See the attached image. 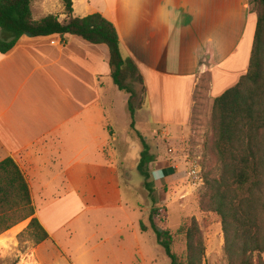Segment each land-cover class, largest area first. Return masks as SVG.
Returning <instances> with one entry per match:
<instances>
[{"label": "crops", "instance_id": "0c3cea01", "mask_svg": "<svg viewBox=\"0 0 264 264\" xmlns=\"http://www.w3.org/2000/svg\"><path fill=\"white\" fill-rule=\"evenodd\" d=\"M94 12L113 23L122 54L142 75L145 104L135 113L142 132L154 123L164 127L160 134L166 139H199L207 103L247 71L256 28L250 0H73L75 16ZM32 14L43 17L33 9ZM108 58L105 44L69 34H25L0 53V161L10 157L21 169L48 240L61 225L49 222L45 212L56 204L82 209L83 199L95 197V182L108 187L107 195L112 186V201L123 207L119 185L111 179L123 164L115 159L117 150L112 159L107 156L106 132L127 144L128 153L142 150L132 144L133 131L119 139L106 117L102 81L110 77ZM200 90L204 95L198 98Z\"/></svg>", "mask_w": 264, "mask_h": 264}, {"label": "trees", "instance_id": "16d2710c", "mask_svg": "<svg viewBox=\"0 0 264 264\" xmlns=\"http://www.w3.org/2000/svg\"><path fill=\"white\" fill-rule=\"evenodd\" d=\"M33 0H0V53L11 50L22 35H77L108 48L110 77L118 90L127 94V109L133 125L135 113L145 104L146 88L135 62L122 54L113 23L99 12L83 17L73 14V0H61L65 18L49 13L32 14ZM256 13V28L247 71L237 83L213 99L211 107L212 151L216 167L204 173L199 201L214 213L223 233L225 264H264V0H250ZM205 87V86H203ZM140 136V135H139ZM142 140L137 170L142 187L153 207L150 227L169 264H201L205 252L198 223H184L177 233L185 239L182 252L174 250L173 234L159 227L165 209L158 206L156 189L147 181V164L155 160ZM207 137L204 151L207 150ZM168 172V171H163ZM28 183L10 158L0 161V234L28 219L26 231L36 244L49 235L34 215ZM140 228L147 225L140 220Z\"/></svg>", "mask_w": 264, "mask_h": 264}, {"label": "rangeland", "instance_id": "374dc122", "mask_svg": "<svg viewBox=\"0 0 264 264\" xmlns=\"http://www.w3.org/2000/svg\"><path fill=\"white\" fill-rule=\"evenodd\" d=\"M44 2H47V6H43L41 10L40 5ZM90 2L94 3L95 0ZM32 9L38 17L53 13L61 18L63 14L61 0H34ZM252 9L254 10L253 7ZM102 82V103L117 137L125 138L133 131L134 136H130L132 144L136 142L142 149V140L135 138V135L142 136L143 133L142 137L149 146V152L155 155V160L146 166L149 175L147 181L152 182L157 191V205L165 209L163 221L158 226L175 234L174 250L182 252L185 249V239L177 230L193 219L199 225L205 246L201 264H225L222 249L224 239L222 242L219 239L221 234L223 237L219 219L199 201L204 188V173L217 165L216 156L211 150L212 105L207 103L199 118V139H166L160 134V130L164 128L161 125L150 123L142 132L135 115L133 125H130L132 119L127 109L126 94L117 89L111 77L104 78ZM202 95L204 91H198L197 97L201 98ZM128 126L130 129H127ZM152 130L157 132L152 133ZM109 134L111 135L106 132L107 138L109 137L105 147L106 154L112 159V149L117 150L118 156L115 159L123 164L111 173L113 185H119V199L123 207L120 208L112 201V186H109L111 194L108 193V198L104 192L108 187L104 189V183L95 182L91 187L95 191V197L83 199L82 206L88 207L87 209L82 210L83 207L80 209L76 204H71L73 208L66 209V204H56L45 212L49 216V222L61 225L53 240L47 239L44 243L36 244L26 231L28 219L0 234V264H169V259L162 247L156 243V234L150 227L148 217L153 205L147 197V191L142 187L143 178L137 170L138 147H133L128 153L125 146L127 144H123L121 140H112V135L110 137ZM206 137L211 138L205 152ZM169 148L174 150L169 152ZM185 150L201 156L203 183L198 184L187 177L182 154ZM100 169L101 174L105 175L107 168ZM36 206L39 209L43 205ZM115 214L123 217L116 218L113 216ZM140 220L147 225V231L141 230Z\"/></svg>", "mask_w": 264, "mask_h": 264}, {"label": "built area", "instance_id": "2783aa9c", "mask_svg": "<svg viewBox=\"0 0 264 264\" xmlns=\"http://www.w3.org/2000/svg\"><path fill=\"white\" fill-rule=\"evenodd\" d=\"M61 42L62 41H60L59 43ZM173 150V148H169V152H172ZM182 154L184 159V166L187 167V177L193 179L198 184L203 183V176L201 172L202 168L200 164L202 159L201 156L197 153H192L189 150H185V152Z\"/></svg>", "mask_w": 264, "mask_h": 264}]
</instances>
